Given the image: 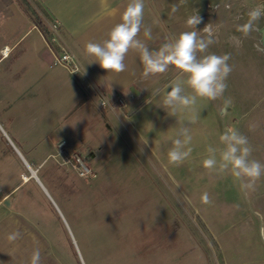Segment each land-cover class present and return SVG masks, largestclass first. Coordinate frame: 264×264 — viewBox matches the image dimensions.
<instances>
[{"label": "rangeland", "instance_id": "1", "mask_svg": "<svg viewBox=\"0 0 264 264\" xmlns=\"http://www.w3.org/2000/svg\"><path fill=\"white\" fill-rule=\"evenodd\" d=\"M29 1L30 12L45 23L49 46L61 53L51 27L55 22H47ZM192 1L207 7L197 30L206 21L218 22L217 54L231 56L233 71L224 97L199 101L194 124L188 123V112L168 116L154 131V141L144 142L128 124L133 111L128 100L125 108L109 101L113 111L103 104L105 98L95 96L91 83L84 84L93 91L90 103L98 101L105 114L90 125H65L63 132L49 127L55 136L47 153L35 150L36 167L29 159L38 180L32 177L15 195L24 205L0 212V264H30L37 249L39 264H264V177L255 192L244 194L230 176L209 172L201 164L207 146H219L226 126L245 134L252 158L264 163V17L247 37L236 30L247 22L250 9L264 3ZM15 2L21 8L22 0H0V22ZM195 8L193 14H200ZM180 33L176 29L168 36L174 39ZM225 99L232 101L226 110ZM181 127L191 128L193 152L182 165L172 166L167 152ZM76 156L90 168L89 177L78 174ZM205 192L211 204L201 202ZM13 232L20 238L10 242Z\"/></svg>", "mask_w": 264, "mask_h": 264}, {"label": "crops", "instance_id": "2", "mask_svg": "<svg viewBox=\"0 0 264 264\" xmlns=\"http://www.w3.org/2000/svg\"><path fill=\"white\" fill-rule=\"evenodd\" d=\"M34 1L47 22L59 25L63 41L77 55L83 72L71 74L63 67H51L53 50L43 32L18 3L10 6L8 16L0 22V207H3L0 212L3 213H9L12 206L24 205L22 197L16 201L15 195L31 181V169L37 166L33 161L35 150L47 153L48 143L55 136L49 133V127H60L63 132L65 125H90L105 114L98 101H94L95 105L90 103L93 91L85 90L84 84L88 87L86 84L91 83L97 90L96 97L99 94L107 101L128 100L133 105L129 126L138 139L153 142L154 131L169 118L162 108V98L170 91L171 83L180 78L173 66L164 73L145 77L136 50L129 51L125 57L126 71L118 74L101 68L86 53L88 42L102 43L121 22L129 0ZM144 4L138 39L151 49H159L166 40H173L168 35L176 29L179 33L190 31L186 20L196 11L195 7L200 16L207 14L204 11L207 7L194 5L192 0L183 3L144 0ZM173 7L177 11L172 12ZM4 47L10 49L7 57L1 54ZM209 49L219 53L218 42ZM188 89L185 87V93ZM26 168L29 174L25 173Z\"/></svg>", "mask_w": 264, "mask_h": 264}, {"label": "clouds", "instance_id": "3", "mask_svg": "<svg viewBox=\"0 0 264 264\" xmlns=\"http://www.w3.org/2000/svg\"><path fill=\"white\" fill-rule=\"evenodd\" d=\"M224 7L230 8L231 5L225 4ZM144 8V0H129L121 22L110 30L108 38L102 43L88 42L85 51L101 68L117 74L126 71L125 57L130 50L139 53L145 77L164 73L173 66L180 73V78L171 83L170 91L163 96L162 108L168 116H175L178 111L191 113L188 123L194 124L198 102L223 98L227 90L226 81L233 71L229 54L208 52L216 41L220 24L210 21L198 31L202 17L199 13L193 14L186 20L190 31L180 33L171 41L166 40L159 49H151L138 39L143 26ZM175 11L177 8L173 7L172 12ZM247 15V22L236 29L245 37L254 30L255 22L264 17V7L252 8ZM147 32L150 33V29ZM185 87L191 92L185 94ZM231 103V99H225L224 110ZM192 140L191 128L181 127L167 152L170 165L180 166L191 157ZM206 153L201 162L204 169L219 176H230L244 194L256 191L257 182L264 177V163L252 158L253 148L245 134L235 127L226 126L219 135V146L209 144ZM201 202L205 205L212 203L207 192L202 194ZM260 237L264 239V227L260 228ZM19 238V232L10 233L7 237L10 242ZM39 262L40 252L37 249L32 253L30 264Z\"/></svg>", "mask_w": 264, "mask_h": 264}, {"label": "built area", "instance_id": "4", "mask_svg": "<svg viewBox=\"0 0 264 264\" xmlns=\"http://www.w3.org/2000/svg\"><path fill=\"white\" fill-rule=\"evenodd\" d=\"M53 29V33L55 36L54 41L59 40L61 43L62 52L57 54L53 51V62L51 64V67H63L65 68L69 73L71 74H77L81 71H83L82 64L80 60L78 59L77 55L65 44V42L60 37V27L58 24H54L51 26ZM47 40V39H46ZM48 43V41H47ZM49 45V43H48ZM50 47V46H49ZM1 54L3 57H7L10 54L9 47H4L1 51ZM117 102L120 104L121 107L125 108L127 107V103L125 99H118ZM105 106H108L110 109L114 111V107L109 101H105L103 103ZM75 158V168L78 171V174L81 177H89L91 175L90 168L84 163L83 159L79 156L74 157Z\"/></svg>", "mask_w": 264, "mask_h": 264}, {"label": "trees", "instance_id": "5", "mask_svg": "<svg viewBox=\"0 0 264 264\" xmlns=\"http://www.w3.org/2000/svg\"><path fill=\"white\" fill-rule=\"evenodd\" d=\"M33 2H34V4L35 5H37L39 8H40V10L42 11V9H41V7L38 5V3H36L34 0H32ZM30 1L29 0H22V4H21V8H22V10L26 13V14H28L30 17H31V19H32V21L34 22V24L43 32V34H44V36H45V32H44V30H45V28H44V25H45V23L43 22V20L40 18V17H38V18H35L33 15L34 14H32L31 12H30V10H29V7H30ZM35 18V19H34ZM46 38V37H45Z\"/></svg>", "mask_w": 264, "mask_h": 264}, {"label": "water", "instance_id": "6", "mask_svg": "<svg viewBox=\"0 0 264 264\" xmlns=\"http://www.w3.org/2000/svg\"><path fill=\"white\" fill-rule=\"evenodd\" d=\"M31 176L34 177V178H36L38 180V178H37V172L35 170H32L31 169Z\"/></svg>", "mask_w": 264, "mask_h": 264}]
</instances>
